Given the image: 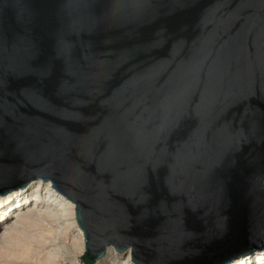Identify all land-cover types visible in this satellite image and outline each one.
Listing matches in <instances>:
<instances>
[{
	"label": "water",
	"instance_id": "water-1",
	"mask_svg": "<svg viewBox=\"0 0 264 264\" xmlns=\"http://www.w3.org/2000/svg\"><path fill=\"white\" fill-rule=\"evenodd\" d=\"M36 179L86 264L264 250V0H0V196Z\"/></svg>",
	"mask_w": 264,
	"mask_h": 264
},
{
	"label": "bare ground",
	"instance_id": "bare-ground-1",
	"mask_svg": "<svg viewBox=\"0 0 264 264\" xmlns=\"http://www.w3.org/2000/svg\"><path fill=\"white\" fill-rule=\"evenodd\" d=\"M51 186L50 181L36 179L28 182L21 190L0 196V218L9 211L6 216L8 222L2 225L0 231V264H16V260L20 259L19 253L23 250L26 255L23 262L26 264H86L81 259L83 248L85 251V241L83 232L75 221V205ZM20 206V209L10 211L13 207ZM47 220L55 222L57 230H53L54 226H51L52 230L49 229L56 237L60 231L71 233V259L63 256L62 248L55 241H39L36 245L38 247L35 248V244H32L34 248H25L31 231L39 226L45 227L44 222ZM93 264L134 263L131 261L130 248L116 252L113 246L106 245L103 255ZM230 264H264V250H253L248 255L233 258Z\"/></svg>",
	"mask_w": 264,
	"mask_h": 264
},
{
	"label": "rangeland",
	"instance_id": "rangeland-1",
	"mask_svg": "<svg viewBox=\"0 0 264 264\" xmlns=\"http://www.w3.org/2000/svg\"><path fill=\"white\" fill-rule=\"evenodd\" d=\"M16 207V206H14ZM10 209V211H14L17 209H20L22 206L18 207V208H14ZM9 211H7L6 213H4L3 218H0V231H1V227L2 225H4L5 223L8 222V218L6 217L7 215H9L8 213ZM2 219V220H1ZM4 221V222H2ZM48 224V225H47ZM64 224V223H63ZM45 227L39 226L36 228V230H32L30 233V238L28 239V244L26 245L25 248L30 249L33 246H31L32 244H35V248L38 247L36 246L38 244L39 241H46V242H56L59 246V248H62V254L66 259H71L73 257V252L71 250V233L70 232H63L60 231L59 236H55L56 234H54L53 232L50 231L51 226H54L53 230H57V228H55V222L53 220H47L46 222H44ZM76 227V225H75ZM50 228V229H49ZM52 230V229H51ZM40 246V245H39ZM34 248V247H33ZM83 252L84 248H83ZM25 250H23L21 253H19V258L18 261L20 264H26L25 262V257L26 255H24ZM24 261V262H23ZM18 262H16V264H19ZM22 262V263H21Z\"/></svg>",
	"mask_w": 264,
	"mask_h": 264
}]
</instances>
